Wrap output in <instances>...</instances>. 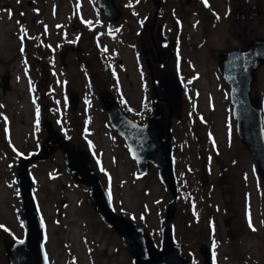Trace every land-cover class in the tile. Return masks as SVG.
Masks as SVG:
<instances>
[{"label": "rangeland", "instance_id": "374dc122", "mask_svg": "<svg viewBox=\"0 0 264 264\" xmlns=\"http://www.w3.org/2000/svg\"><path fill=\"white\" fill-rule=\"evenodd\" d=\"M119 1L126 6L128 16L124 27L113 26L119 36L111 65L133 107V114L122 113L130 119H149L154 103L160 107L156 120L171 137L176 195L170 193L154 165L138 172L127 145L103 110L101 91H107L112 100L116 98L107 56L100 59L108 72L97 77L99 87L91 90L82 88L83 78L74 63L68 68L61 66L59 46L76 34L71 28L76 23L73 1L0 0V264H9L6 251L23 238L27 228L18 182L19 157L25 155V171L31 175L30 185L45 224L42 241L47 264H132L133 254L124 245L121 232L104 224L89 187L68 172L60 143L52 145L55 147L51 146L43 158L45 146L56 137L71 150L81 152L86 166L108 192L114 214L146 230L155 247L161 246L166 213L172 204L174 213L167 223L188 264H204L200 254L203 247L213 249L212 264H264V180L254 156L237 134L229 87L219 74L218 64L225 47H242L252 35L264 36V19L256 20L252 33L244 34L229 19L203 33L201 25L206 21L196 5L194 12L201 23L189 43L201 42L202 36L206 40L200 47L193 45L194 49L184 51L189 74L186 85L193 83L188 85L189 96L199 98L189 101L177 82H166L180 97V105H174L169 98L173 93L168 96L162 91L152 102L145 84L150 80V68L160 75L173 74L171 63H165L164 68L148 60L149 69L148 64L140 66L138 20L145 18L147 11L154 12V4L149 9L137 7L139 0ZM213 1L218 5L220 0ZM91 8L95 7L87 1L83 9L94 18ZM149 22L154 30L159 24L154 14ZM85 28L105 30L96 19ZM147 36L146 30L143 40L150 43L154 55L155 46ZM91 46L90 42H82L80 50L69 51V59L76 61L78 55L85 60L93 57L95 49ZM46 63L51 71L42 100L39 88L35 89L40 77L36 64H43L44 69ZM61 72L69 87L83 99L78 109L73 110L65 100L67 88L62 86L61 78L56 80ZM195 74L199 75L196 82L190 80ZM4 77L9 84L5 90ZM103 78L107 79L105 86L99 82ZM251 93L262 109L264 133V65L255 72ZM86 104H90V118ZM9 143L15 144L16 152L10 150ZM247 218L254 220V230Z\"/></svg>", "mask_w": 264, "mask_h": 264}, {"label": "water", "instance_id": "95a60500", "mask_svg": "<svg viewBox=\"0 0 264 264\" xmlns=\"http://www.w3.org/2000/svg\"><path fill=\"white\" fill-rule=\"evenodd\" d=\"M99 4L104 7L110 19L117 17L113 4H103L102 0H99ZM222 64V74L230 88V103L236 122L237 134L254 156L264 180L262 112L261 107L253 103L250 93L255 72L261 65H264V41H252L246 50L231 52ZM75 102H72L73 105ZM105 109L112 128L127 144L131 156L136 162L138 172L143 173L150 164L154 165L159 178L168 185L171 194L175 196L176 188L169 142L171 137L169 131L167 133L163 132L160 128L161 122L156 120L157 117H160L159 109L156 108L152 117H150L151 120L144 124L127 118L111 101L108 102ZM59 143L64 149L67 170L78 177L81 183H85L89 187L90 198L102 221L108 227L121 230L123 243L130 250L129 252L133 254L132 264H188V259L182 254L181 247L175 244L171 227L167 223L174 213L172 204L166 213V227L161 246L157 248L152 243L146 230L136 227L124 220L122 216L114 214L108 193L84 163L81 152L71 150L56 137L45 146L43 158L46 157L47 151L52 145ZM25 161L26 159H22L20 164L18 181L22 190L21 196L25 222L27 223L26 237L23 241L14 244L13 248L8 249L6 256L9 264H47L42 244L43 225L38 217L31 194L30 180L25 171ZM200 254L203 263L210 264L209 249L203 247ZM243 264H248V262Z\"/></svg>", "mask_w": 264, "mask_h": 264}, {"label": "flooded vegetation", "instance_id": "af4514ba", "mask_svg": "<svg viewBox=\"0 0 264 264\" xmlns=\"http://www.w3.org/2000/svg\"><path fill=\"white\" fill-rule=\"evenodd\" d=\"M72 1H73V6H74L73 10L75 15L74 20L76 23H72L71 28L72 30L76 31V34L73 39L63 41V43L59 46V50H60L59 57H60L61 66L63 68H68V66H71L74 63V65L76 66V72L80 73V75L83 78L82 88L84 89L88 88L89 90L95 89V86L99 87L98 80H96L97 77L104 76L109 71V73H111L112 76L110 79V83L112 84L111 86H113L112 89L115 93L116 98H114L115 100L114 101L111 98H109V93L107 91H103V92L101 91V104L103 106V110L106 112L105 106L108 104L109 101H112L118 106V108L119 107L121 108L123 113L127 115L133 114V109H132L133 107L130 106L128 103V98L123 91V85L119 77V74L112 69V65H111V53L113 51L117 52L118 46L115 47L114 43L119 36L118 32L114 30V28L120 25L124 27L126 16H128L126 14V6L123 5L122 2L120 3L119 0H111V1L102 0L103 4L106 5L113 4L115 8V15H117V17H114V19H110L104 7L99 4V0H72ZM87 1L88 3H91L92 6L95 7L94 9L91 8L92 10L95 11L94 18L88 16L86 11H84L83 9V7H86ZM256 1H258L259 4H256L252 0H220L218 2L219 3L218 5H216V3H214L213 0H207V4L205 3V0H139V3L138 2L135 3L137 7L140 6L141 8L143 6H148L149 9L150 8L152 9L153 6L151 5V3L154 4L155 6L154 12L152 10L147 11L145 18H142L141 21L138 20L141 29L140 28L138 29L136 36L139 37L140 45H141L140 48L142 52V55L141 52H139L142 60L140 66L143 67L145 66V64L146 65L148 64V69H149L150 63H148V60H150L151 64L152 65L156 64L157 67L163 66L165 68L167 63H171L173 68V74L165 73L160 75L155 71V69L154 72H152L151 68L149 72H147V76L148 77L150 76V80L149 83L145 82V84L150 90V95L152 96L151 97L152 102L159 99L158 96L162 91L163 94H166L168 96L171 93H173L172 96L170 95L172 98L169 97L170 100L172 101L171 104L177 105L178 102L180 105V97L178 95V92H175L173 88L170 89L167 86L166 82L168 83L170 82L171 84L177 82L178 86H180V89H183L184 96L188 98L189 101L199 98V96L197 97L189 96L188 85H192L193 83H189L188 85H186V81H188L189 74L187 68L188 59L184 51V50H192L195 47H200L206 40V37L202 36L201 42L193 44L195 47L193 45H190L189 43L190 37L195 33L197 34V31H199L198 26H200L199 23H201L200 21L201 18L198 17L196 12H194V8L196 5L199 4L200 12H201L200 14L204 16L205 18L204 20L206 21L204 24L202 22L201 25V29L203 33L205 32L207 33L209 28H212L216 25L217 27L220 26L223 20L229 19L232 20V22L236 24L239 29H242L244 34H247V32L252 33L255 30L257 19L260 18L264 19V12L262 11L264 10V0H256ZM12 14H14L13 11ZM153 14H154V21L156 19V21L159 22L157 27H155V30L153 29L154 24L151 25V22H149L150 18L153 19ZM187 16L188 19L186 20L185 18ZM190 16L191 17L195 16V17H193V20H191ZM93 19H96L100 24V28L104 27L105 30L103 31L99 30V32H96L95 30L85 28V25L89 24V22L93 21ZM130 28L131 27H128L127 30L130 31ZM146 30L148 31L147 37L149 38L150 42L151 41L153 42V45L155 46L154 55H153L154 50H152V48L149 47L150 43L143 40V36ZM239 37L240 35L237 34V39ZM257 40L264 41V36L252 35L250 38H248V42H246L242 47L228 46L223 49L225 51L223 52L222 58L218 64L220 68L219 74H221L224 81L225 79L222 74L223 73L222 63H224L228 55L231 52L246 50L249 47V45L252 43V41H257ZM82 42L91 43L92 45L91 49H95L93 57L87 58L85 60L82 59L80 55H78L75 56L77 58L76 61L70 60L69 51L80 50ZM24 53L27 54L26 52ZM103 56H107V58L109 59L107 61L108 71L101 62L102 60L100 59V57ZM95 60L97 61L98 64L96 63ZM192 60L193 58L191 59V61ZM23 68L27 70L26 66H23ZM48 68H50V70ZM36 69L38 70L37 73L40 74V77H39V81L37 82L39 84V87L36 86L35 89L37 90L39 88V93L42 94V100H43V89L46 90L48 87V82L50 79L48 72L51 71V65L50 64L47 65L46 63L43 69V64H36ZM100 72L101 74H99ZM65 76H66L65 73L61 72L56 77V80L61 78L62 86L67 88L65 100L68 102V105L70 104L69 101L72 100V101H77V106H78V103L83 101V99H81V95L79 97V95L76 93L73 87L71 88L69 87V82H67L68 79H66ZM6 78L7 77H4L3 80L5 84L3 90H5L7 86H9L8 80ZM198 78L199 75L195 74V78L190 80L196 82ZM103 79H104L103 81L99 79L100 80L99 82H101L103 86H105L106 84H108L106 83L107 79L105 78ZM229 99H230V88H229ZM253 101H254L253 103H255L254 99ZM151 108H152L150 112L151 117L156 108L160 110V107H158L157 104L155 103ZM89 109H90V104H86V111H87L86 115L88 118L91 117L88 114ZM132 120L140 124H144L148 120L150 121L151 119L142 117L139 120L137 119L135 120L133 118ZM9 146H10V150L13 153L16 152V149L14 148L15 147L14 143L13 145L9 143ZM53 147L55 146H52L51 149ZM42 150H43V144L40 152ZM61 150L63 151L64 154L63 147H61ZM29 156L30 155H28V157ZM21 157L19 158L21 159ZM30 158L32 159L33 157L30 156ZM64 162H65V156H64ZM246 217L248 216L246 215ZM247 219L248 222L250 223V228L253 230L254 220L252 218L251 219L247 218ZM228 233L230 234L231 232ZM235 236L236 235H233L234 238Z\"/></svg>", "mask_w": 264, "mask_h": 264}, {"label": "snow or ice", "instance_id": "6c2138e0", "mask_svg": "<svg viewBox=\"0 0 264 264\" xmlns=\"http://www.w3.org/2000/svg\"><path fill=\"white\" fill-rule=\"evenodd\" d=\"M205 3L207 4V0H205ZM23 51V49H22ZM37 115H39V109H37ZM39 123V121L37 120V124ZM254 230V229H253Z\"/></svg>", "mask_w": 264, "mask_h": 264}]
</instances>
